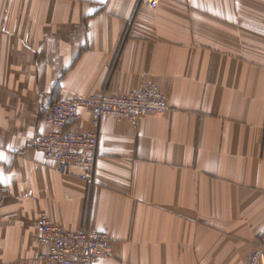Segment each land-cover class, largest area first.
Returning a JSON list of instances; mask_svg holds the SVG:
<instances>
[{
    "label": "crops",
    "instance_id": "obj_1",
    "mask_svg": "<svg viewBox=\"0 0 264 264\" xmlns=\"http://www.w3.org/2000/svg\"><path fill=\"white\" fill-rule=\"evenodd\" d=\"M149 84L166 113L71 122L99 135L92 183L35 147L56 100ZM42 212L108 233L96 264H245L264 231V0H0V264H53Z\"/></svg>",
    "mask_w": 264,
    "mask_h": 264
},
{
    "label": "built area",
    "instance_id": "obj_2",
    "mask_svg": "<svg viewBox=\"0 0 264 264\" xmlns=\"http://www.w3.org/2000/svg\"><path fill=\"white\" fill-rule=\"evenodd\" d=\"M150 8H157L159 0H139ZM88 110L95 127L106 117L129 120L136 124L145 114H164L169 110L167 97L159 86L149 84L139 90L123 94L103 91L87 97L61 98L53 102L44 117L50 128L40 133L35 147L61 174L79 169V176L92 183L96 174L99 135L96 131H82L71 127L80 109ZM39 243L47 247L40 254L42 261L53 264H96L112 254V240L108 233L89 227L66 229L54 223L46 212L39 218ZM264 256V231L259 245L246 258L245 264H261Z\"/></svg>",
    "mask_w": 264,
    "mask_h": 264
}]
</instances>
